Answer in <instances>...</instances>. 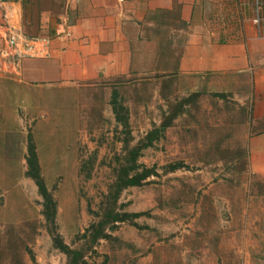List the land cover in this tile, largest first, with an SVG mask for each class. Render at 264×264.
<instances>
[{
	"label": "rangeland",
	"instance_id": "obj_1",
	"mask_svg": "<svg viewBox=\"0 0 264 264\" xmlns=\"http://www.w3.org/2000/svg\"><path fill=\"white\" fill-rule=\"evenodd\" d=\"M165 37V59L160 41L158 49L146 44L135 74L117 83L31 81L19 64H0V264L68 262L28 177L31 140L57 203V232L85 264H264V177L252 172L249 153L253 82L184 75L180 40L170 51L174 40ZM16 48L10 45L11 59ZM188 98L172 127L142 152L140 164L157 175L125 190L113 207L140 216L107 225L110 238L95 241L92 226L110 220L107 196L127 142L137 146Z\"/></svg>",
	"mask_w": 264,
	"mask_h": 264
},
{
	"label": "crops",
	"instance_id": "obj_2",
	"mask_svg": "<svg viewBox=\"0 0 264 264\" xmlns=\"http://www.w3.org/2000/svg\"><path fill=\"white\" fill-rule=\"evenodd\" d=\"M254 1L10 2L0 5V54H8L17 38L20 74L27 80L63 86L117 83L135 74L146 44L154 43L162 60L167 57L163 32L174 40L170 51L180 40L176 67L184 75L251 78V170L264 177V22L260 30L254 24Z\"/></svg>",
	"mask_w": 264,
	"mask_h": 264
},
{
	"label": "trees",
	"instance_id": "obj_3",
	"mask_svg": "<svg viewBox=\"0 0 264 264\" xmlns=\"http://www.w3.org/2000/svg\"><path fill=\"white\" fill-rule=\"evenodd\" d=\"M177 71V70H176ZM175 71V73H176ZM192 102V98H188L182 102L181 110H175L171 114L167 115L162 122L160 127H156L151 131L146 138L141 141L137 146L131 147L130 141L126 144V155L119 160L118 170L116 173L115 182L110 186V191L107 196L109 201L108 213L106 216L110 220L107 222H101L98 225H93L92 230H96L97 235L95 241L100 239H108L109 235L105 234L104 229L107 225H113L120 222L127 221L128 219L139 217L140 214L136 215H122L115 211L113 207L118 203L122 193L135 187H141L151 177L156 176L157 172L155 168H148L143 164H140V157L142 152L154 145V143L164 136L166 131L172 127L174 121L181 115L186 104ZM114 110L117 117V121L124 126L126 131L129 130L128 116L123 115L124 108L118 102L114 100ZM130 135V133H128ZM30 158L28 163L32 166L33 170L28 173V177L32 178L39 188V194L44 200L43 214L47 220L48 226L50 227V233L53 235L55 246L61 250L68 258L67 264H85L84 255L81 251L71 249L64 243L61 236L57 232L56 218H57V203L54 200L53 195L47 189L43 177L40 174L38 168V157L36 153L35 145L32 140L29 145ZM179 166H173L172 169L176 170ZM100 228V231L98 230Z\"/></svg>",
	"mask_w": 264,
	"mask_h": 264
},
{
	"label": "built area",
	"instance_id": "obj_4",
	"mask_svg": "<svg viewBox=\"0 0 264 264\" xmlns=\"http://www.w3.org/2000/svg\"><path fill=\"white\" fill-rule=\"evenodd\" d=\"M20 0H0V5L6 4V3H10V2H18ZM254 9H255V19H254V24L256 27H258V29L260 30L263 22H264V0H255L254 1ZM17 38H12L10 41V45L13 49H15L17 47ZM12 52V51H11ZM8 52V54L6 53V51L1 52L2 55H0V57H3L2 59H5L7 62H13L15 64H19V60L22 58V56L17 55L15 57V59H9L11 58V56L13 55V52ZM0 64L2 65V63L0 62Z\"/></svg>",
	"mask_w": 264,
	"mask_h": 264
}]
</instances>
